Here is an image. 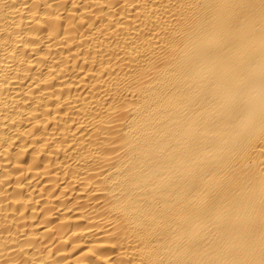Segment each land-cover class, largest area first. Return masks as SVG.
I'll return each instance as SVG.
<instances>
[{"label": "bare ground", "instance_id": "obj_1", "mask_svg": "<svg viewBox=\"0 0 264 264\" xmlns=\"http://www.w3.org/2000/svg\"><path fill=\"white\" fill-rule=\"evenodd\" d=\"M0 264H264V0H0Z\"/></svg>", "mask_w": 264, "mask_h": 264}]
</instances>
